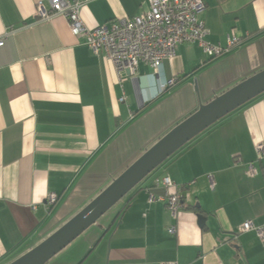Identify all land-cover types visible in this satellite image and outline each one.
Wrapping results in <instances>:
<instances>
[{"label":"crops","instance_id":"obj_1","mask_svg":"<svg viewBox=\"0 0 264 264\" xmlns=\"http://www.w3.org/2000/svg\"><path fill=\"white\" fill-rule=\"evenodd\" d=\"M204 1L206 40L225 46L233 33L236 44L209 57L183 43L158 72L140 62L119 82L112 62L73 36L63 16L38 19L44 0H0V264L38 244L194 112L196 87L206 103L264 69V0ZM147 8V0H86L80 15L95 27ZM182 91L184 104L171 101ZM258 145L264 92L168 157L52 264H264V240L240 231L245 221L264 225ZM163 175L186 186L175 216L164 200H148V192L163 195L153 186ZM49 193L57 195L52 206Z\"/></svg>","mask_w":264,"mask_h":264},{"label":"built area","instance_id":"obj_2","mask_svg":"<svg viewBox=\"0 0 264 264\" xmlns=\"http://www.w3.org/2000/svg\"><path fill=\"white\" fill-rule=\"evenodd\" d=\"M36 5L38 19H48L55 15L63 16L69 25L70 32L75 37H83L86 45L94 54H103L112 62L117 72L118 81L126 79L121 75L135 76L138 65L144 62L156 72L165 60L176 54L180 44L198 43L203 52L209 56H218L226 52L229 47L237 43L238 38L228 34L226 45L212 44L206 40L209 30L205 27L201 14L205 10L204 0H147L148 8L132 17H122L107 24L88 27L84 24L80 11L86 0H44ZM7 35V34H6ZM5 35V36H6ZM4 36V37H5ZM4 37H0V46L4 44ZM175 79L165 80L160 84L161 91L174 84ZM122 96L120 101H124ZM259 159L264 154L261 145L257 146ZM248 174L257 173L252 163L248 164ZM155 188H162L163 195L148 192L149 202L157 199L164 200L171 214L175 216L183 207L182 186H178L167 175L153 179ZM57 201L55 193H49L46 198L47 206ZM254 231L264 240V225H255L251 221L241 224L240 231ZM174 232V227L169 228ZM167 264H176L169 262Z\"/></svg>","mask_w":264,"mask_h":264},{"label":"water","instance_id":"obj_3","mask_svg":"<svg viewBox=\"0 0 264 264\" xmlns=\"http://www.w3.org/2000/svg\"><path fill=\"white\" fill-rule=\"evenodd\" d=\"M197 91V87H196ZM264 92V69L243 79L178 122L74 215L34 247L7 264H45L121 200L168 157L215 122ZM206 217L198 214V223Z\"/></svg>","mask_w":264,"mask_h":264},{"label":"rangeland","instance_id":"obj_4","mask_svg":"<svg viewBox=\"0 0 264 264\" xmlns=\"http://www.w3.org/2000/svg\"><path fill=\"white\" fill-rule=\"evenodd\" d=\"M187 97V94H186V92H184V91H182L181 93H179V94H177V95H175L174 96V98L171 100V101H173V100H175V102H176V104H178V103H180V104H184L185 103V101H186V98ZM195 98H196V100L198 101V104H199V101H202L201 100V98H200V93H199V90L197 89V91L195 90ZM179 104V105H180ZM170 107H171V105H169ZM174 107H175V105H174ZM170 114H172V113H170V111H169V113H165V115L163 114V113H160V114H158V118H160V119H164V118H166V117H169L170 116ZM157 116V113H152V114H150V117L151 118H153L154 116ZM190 115V114H189ZM172 118V117H171ZM178 123V122H177ZM176 125V124H175ZM154 127H155V125H153V129H154ZM171 129V128H170ZM169 129V130H170ZM118 203V202H117ZM116 203V204H117ZM114 207V206H113ZM113 207H111L105 214H104V216L106 215V214H110V212H112L114 209H113ZM78 211V210H77ZM76 211V212H77ZM75 212V213H76ZM74 213V214H75ZM74 214H72V215H74ZM70 218V217H69ZM68 218V219H69ZM101 218H103V215L97 220V221H99V220H101ZM65 222V221H64ZM63 222V223H64ZM62 223V224H63ZM74 242V241H73ZM72 244V243H71ZM66 248H68V246L66 247ZM66 248H64L63 250H61L60 252H58L55 256H53L48 262H46L45 264H52V262H54V263H57L58 261H60L61 259H63L64 258V256L62 255V254H64V253H62V252H65L67 249ZM65 250V251H64ZM63 256V257H62Z\"/></svg>","mask_w":264,"mask_h":264},{"label":"trees","instance_id":"obj_5","mask_svg":"<svg viewBox=\"0 0 264 264\" xmlns=\"http://www.w3.org/2000/svg\"><path fill=\"white\" fill-rule=\"evenodd\" d=\"M262 171H263V175H264V166H262ZM186 188L185 185L182 186V189Z\"/></svg>","mask_w":264,"mask_h":264}]
</instances>
